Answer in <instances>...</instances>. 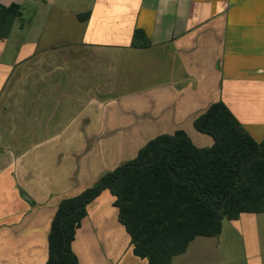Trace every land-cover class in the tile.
Wrapping results in <instances>:
<instances>
[{"label": "crops", "instance_id": "crops-1", "mask_svg": "<svg viewBox=\"0 0 264 264\" xmlns=\"http://www.w3.org/2000/svg\"><path fill=\"white\" fill-rule=\"evenodd\" d=\"M34 1L38 21L21 15L0 40L1 264H45L61 200L153 137L185 130L211 146L194 122L214 102L264 139V0ZM136 29L149 46H132ZM114 200L105 190L88 205L79 264H148ZM171 264H264V213L224 219Z\"/></svg>", "mask_w": 264, "mask_h": 264}, {"label": "trees", "instance_id": "trees-1", "mask_svg": "<svg viewBox=\"0 0 264 264\" xmlns=\"http://www.w3.org/2000/svg\"><path fill=\"white\" fill-rule=\"evenodd\" d=\"M21 15L18 3L0 6V40ZM149 45L136 29L132 46ZM194 125L214 139L211 146H197L185 130L157 135L93 186L61 200L45 264H79L73 241L88 205L105 190L115 197L134 254L148 264H171L197 236L219 235L224 219L264 213V139H255L223 101L212 103Z\"/></svg>", "mask_w": 264, "mask_h": 264}, {"label": "rangeland", "instance_id": "rangeland-1", "mask_svg": "<svg viewBox=\"0 0 264 264\" xmlns=\"http://www.w3.org/2000/svg\"><path fill=\"white\" fill-rule=\"evenodd\" d=\"M6 1H9V4L7 6H9L12 2L19 3L21 5L22 17L25 22L26 21L32 22V20H34L35 22L38 21V19H36L37 17L35 16L38 13V10L40 8L37 1H34V0H6ZM5 139L7 141L8 138H5ZM18 139H19L18 146L19 147L22 146L23 148L24 146L29 145L31 141L37 140L38 138L19 137ZM1 258L2 257H0V264H1Z\"/></svg>", "mask_w": 264, "mask_h": 264}, {"label": "water", "instance_id": "water-1", "mask_svg": "<svg viewBox=\"0 0 264 264\" xmlns=\"http://www.w3.org/2000/svg\"><path fill=\"white\" fill-rule=\"evenodd\" d=\"M27 198H28V196H27Z\"/></svg>", "mask_w": 264, "mask_h": 264}]
</instances>
